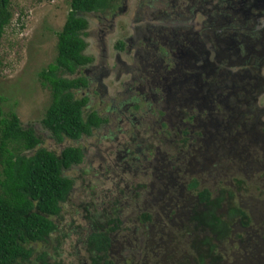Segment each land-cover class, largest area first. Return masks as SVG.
<instances>
[{
    "label": "flooded vegetation",
    "instance_id": "flooded-vegetation-1",
    "mask_svg": "<svg viewBox=\"0 0 264 264\" xmlns=\"http://www.w3.org/2000/svg\"><path fill=\"white\" fill-rule=\"evenodd\" d=\"M157 1L159 6L155 7L154 0H112L106 9L83 14L95 19L97 27L95 37L86 30L82 36L87 40L82 54L90 61L77 68L74 75L63 76L82 79L83 95L87 98L93 83L96 89L92 93L102 97L111 86H119L120 91L114 93L124 98L117 103V109L115 99H110L108 115L113 111L132 117V110H138L137 103L142 101L147 113L155 111L154 123L163 130L160 132L165 135L163 141L172 137L174 130L180 147H192L184 156L180 149L172 160L163 152L164 160L169 163L170 178L167 172L160 177L166 183L162 184L156 203L161 204L159 211L163 219L171 224L168 230V224L162 221L170 245L175 232L173 224L182 228L184 211L195 202L199 208L197 192L207 190L213 194L210 200L214 201L215 193L225 189L215 186L214 181L213 188L208 184L207 187L197 176L203 172L211 176L212 171L217 173L213 179L221 175L220 169L214 170L218 151L226 147L230 153L232 149L228 145L241 143L238 145L241 154H234L237 173L264 175V159L251 147L253 144L264 150V121L258 120L264 115V107L256 103L264 92V0H217L219 8L213 5L206 8L197 0ZM127 9L126 25L120 29L129 33L112 40L113 45L108 48L116 19ZM106 80L112 83L105 85ZM250 152L256 159L244 164L243 159ZM177 161L180 167H176ZM225 170L222 175L229 171ZM244 185V182L236 186L229 184L237 190L236 203L245 215L224 219L232 229L225 237L227 255L234 259V264H264V213L259 214L257 221L253 209L246 206L253 204V199L237 195L239 190H245ZM144 205L147 208V203ZM261 206L264 212V200ZM226 207L230 209L231 202ZM156 212L152 209L144 213L151 217ZM158 222L159 219L155 222L157 226ZM194 243L197 240L192 243L188 239L187 245L191 244L192 248ZM111 248L112 239L110 254L114 252ZM164 251L170 253L167 247ZM223 255L225 263L220 264H228L224 250ZM216 263L217 260L213 264Z\"/></svg>",
    "mask_w": 264,
    "mask_h": 264
},
{
    "label": "rangeland",
    "instance_id": "rangeland-1",
    "mask_svg": "<svg viewBox=\"0 0 264 264\" xmlns=\"http://www.w3.org/2000/svg\"><path fill=\"white\" fill-rule=\"evenodd\" d=\"M190 1L188 0L189 3ZM197 1L206 8L210 5L220 7L217 0ZM68 2L69 0H9L11 19L0 38V96L4 99L3 112L15 113L22 128L32 129L40 140L37 148H43L55 155L64 147H77L82 150L81 163L61 171V176L71 182V187L59 205V214L51 218L54 230L43 242L30 246L31 257L21 264H91L86 237L93 231H106L116 221L117 227L107 232L112 239L111 250L114 251L110 254L112 264H193L190 260L192 254L187 252L188 247L180 242V238L175 243L180 251H184L180 256V252L168 254L164 251H153L151 247L147 250L145 247L150 225L145 224L140 215L144 212L150 213L152 209L159 211L161 204H157L156 199L163 190L162 184L166 183L160 177L167 172L170 178L169 163H166L163 154H169L168 158L172 160L173 157L177 158L176 154L180 149L183 156L192 150V147L179 146V136L174 130H170L172 137L162 140L165 135L160 133L163 130L154 123L155 111L147 113L145 105L139 101V109L132 110V117L130 114L119 115L113 111L108 115L110 99H115L116 109L119 107L117 103L122 100L123 95H115L114 90L120 91L121 88L110 85L108 94L102 97L99 93H92L96 89L93 83L88 91L90 97L83 115L92 111L105 124L75 142L65 140L59 144L41 125V119L49 104V91L42 85L38 73L53 62L55 34L66 19ZM153 5L159 6V2L154 0ZM124 11L116 19L115 33L109 37L108 48L113 45L112 40L129 33L127 29H120L126 25L129 16V10ZM79 16L87 23L86 33L91 32L95 37V19L83 14ZM82 39L87 46V40L84 37ZM104 83L106 85L112 82L106 80ZM82 95L83 89L75 97H83ZM256 103L260 108L264 107V92L257 98ZM144 112L147 114L142 116ZM258 120L264 121V115ZM233 143L237 145L227 146L232 149L230 153L226 147L217 152L219 157L213 163L214 170L222 171L219 177L212 178L216 171H212L211 176L205 172L197 176L205 186L208 184L211 188L213 181L215 186L225 188H230L231 182L236 185L237 180L244 182L245 190H239L237 195L253 199V204L247 203L246 206L253 209V214L259 221V214L264 213L261 206V201L264 200V175L237 173L234 154H241L238 146L241 143ZM251 147H254L259 158L264 159V150L253 144ZM250 156L252 157L249 158ZM254 159L255 155L250 152L243 159L244 164ZM175 165L180 167L179 161ZM227 168L229 171L222 175ZM182 169L183 167L180 170ZM148 184L150 186L146 187ZM144 202L147 203V208L144 207ZM111 218L115 221L114 224L107 225ZM170 225L168 224L167 229ZM155 231L161 233L160 238H167L162 221L155 226ZM187 242L188 240L186 244ZM150 250L152 252L149 253ZM219 250L221 255L223 250L227 255L228 242L222 243ZM233 260L229 257L226 263L234 264Z\"/></svg>",
    "mask_w": 264,
    "mask_h": 264
},
{
    "label": "trees",
    "instance_id": "trees-1",
    "mask_svg": "<svg viewBox=\"0 0 264 264\" xmlns=\"http://www.w3.org/2000/svg\"><path fill=\"white\" fill-rule=\"evenodd\" d=\"M111 1L69 0L66 19L55 34L53 62L38 73L42 85L49 91V104L41 125L58 144L65 140L75 142L105 124L92 111L83 115L88 98L85 95L77 98L75 94L84 88L85 82L80 78H65L64 74L74 75L77 68L90 61L82 54L85 43L81 37L85 35L87 23L79 15L106 9ZM10 19L9 0H0V38ZM3 101L0 96V264H21L31 257L30 246L43 242L54 230L51 218L59 214V205L71 187V182L61 176V171L80 164L82 150L64 147L55 155L37 148L40 140L32 129L21 127L15 113L3 112ZM235 183L238 185L241 181ZM236 192L231 187L221 188L215 193L214 201L210 200L213 194L207 190L201 189L195 193L199 208L195 202L192 208L184 211L182 228L174 224L173 243L170 245L162 236V241H159L160 234L155 231L156 220L168 224L162 214L158 210L151 217L142 214V220L150 225L146 249L151 247L159 252L167 247V251L178 254L182 251L174 243L179 238L185 246L188 239L192 243L197 240L192 248L191 244L186 246L187 252L192 254L190 260L193 264H213L215 260L216 264L225 263V257L218 249L222 243H226L225 237L232 229L224 219L245 215L244 209L236 203ZM227 202H231L228 210ZM200 203H204V206ZM114 222L111 218L107 225ZM116 227L117 221L106 231L88 234L86 243L91 264H112L109 252L111 237L107 232Z\"/></svg>",
    "mask_w": 264,
    "mask_h": 264
}]
</instances>
